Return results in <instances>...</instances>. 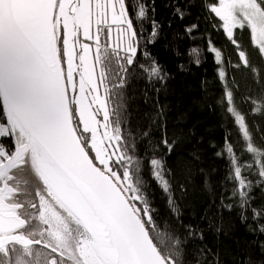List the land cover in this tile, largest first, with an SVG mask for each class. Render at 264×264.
<instances>
[{
  "label": "snow or ice",
  "instance_id": "snow-or-ice-1",
  "mask_svg": "<svg viewBox=\"0 0 264 264\" xmlns=\"http://www.w3.org/2000/svg\"><path fill=\"white\" fill-rule=\"evenodd\" d=\"M152 3L137 0L138 11H130L128 0H0V264H218L208 260L211 249L189 251L151 206L145 167L179 216L174 173L166 165L176 141L168 140L166 127L158 142L145 131L141 155L129 127L131 78L138 72L146 83L163 85L169 76L146 49L151 62L137 64L145 29H137L136 19H151L146 44L159 36ZM204 8L223 22L233 45V30L247 27L264 54V0H205ZM174 14L186 15L179 6ZM209 52L219 62L211 42ZM239 56L247 65L245 52ZM218 76L224 81V70ZM249 99L264 103V96ZM219 103L246 142L242 151L258 157L243 162L225 137L217 156L225 158V182L233 184L229 199L239 201L244 222L251 211L253 231L264 234V207H252L253 189L264 186V152L251 142L246 116L226 84ZM162 115L159 109L153 121ZM186 230L197 238L195 226Z\"/></svg>",
  "mask_w": 264,
  "mask_h": 264
},
{
  "label": "trees",
  "instance_id": "trees-1",
  "mask_svg": "<svg viewBox=\"0 0 264 264\" xmlns=\"http://www.w3.org/2000/svg\"><path fill=\"white\" fill-rule=\"evenodd\" d=\"M204 3L205 0H154V16L161 27L159 36L151 44L145 43L152 30L151 19L141 21L133 16L137 29L141 25L145 29L137 64L151 62L144 57L146 49L169 76L163 85L155 80L148 84L137 72L125 92L126 115L131 119L129 127L137 136L141 155L148 143L140 140L145 131L151 132L150 139L158 142L166 127L168 140L176 141L166 165L174 173L172 187L179 206L178 217L169 211L167 198L152 180L150 169L145 167L143 172L142 178L150 185L147 192L150 201H154L151 206L158 221L166 223L170 233L186 241L189 251L211 249L209 261L248 264L251 259L262 264L264 234L253 231L258 225L253 223L252 212H247V222H244L239 201L229 199L233 184L225 182L226 160L217 153L222 152L225 137H229L237 154L243 155V162L258 158L242 151L246 142L242 141L232 118L226 116L219 103L225 84L233 90L246 116L251 142L264 152V103L254 104L249 99L259 101L264 96V54L253 44L247 27L234 29L237 44L233 45L223 30L222 21L214 14L209 15ZM128 4L130 11H138L137 0H128ZM147 4L151 8L152 0H147ZM175 6L186 13L183 19L174 14ZM148 15L151 17L153 13ZM193 25L197 27L190 33L186 31ZM210 42L221 53L219 62L215 60V53L209 52ZM193 49L197 51L190 55ZM240 51L245 52L247 65L241 60ZM196 59L201 61L199 65ZM221 69L225 72L224 81L218 76ZM155 89H159V93ZM145 90L148 103H145ZM159 109L163 110V115L153 121ZM2 143L8 145L10 142L2 139ZM153 154L149 152V158ZM250 178L254 182L259 179L257 175ZM252 196L255 198L253 208L264 207V186L255 187ZM228 204L236 206L229 210ZM259 222L264 223V220ZM189 225L196 227L197 238L189 236L186 230ZM200 233L203 240L198 238Z\"/></svg>",
  "mask_w": 264,
  "mask_h": 264
},
{
  "label": "flooded vegetation",
  "instance_id": "flooded-vegetation-1",
  "mask_svg": "<svg viewBox=\"0 0 264 264\" xmlns=\"http://www.w3.org/2000/svg\"><path fill=\"white\" fill-rule=\"evenodd\" d=\"M26 178H27V177H26L25 175H23V174H21V175L18 176V179L21 181V186H22V187H23V181H24ZM20 199L23 200V199H25V197H24V196H21Z\"/></svg>",
  "mask_w": 264,
  "mask_h": 264
},
{
  "label": "rangeland",
  "instance_id": "rangeland-1",
  "mask_svg": "<svg viewBox=\"0 0 264 264\" xmlns=\"http://www.w3.org/2000/svg\"><path fill=\"white\" fill-rule=\"evenodd\" d=\"M218 4V3H217ZM222 27H223V22H222ZM234 31V30H233ZM226 34V33H225ZM227 35V34H226ZM115 40H116V29H115V27H113V29H112V41H113V43L115 42Z\"/></svg>",
  "mask_w": 264,
  "mask_h": 264
}]
</instances>
